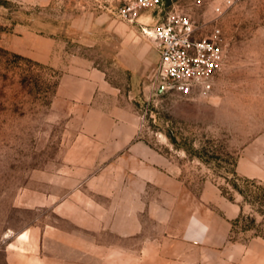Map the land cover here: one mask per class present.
Listing matches in <instances>:
<instances>
[{"label":"rangeland","instance_id":"obj_1","mask_svg":"<svg viewBox=\"0 0 264 264\" xmlns=\"http://www.w3.org/2000/svg\"><path fill=\"white\" fill-rule=\"evenodd\" d=\"M131 2L0 0V264H196L169 253L191 238L197 264H264V0H164L132 21ZM175 10L223 33L208 93L153 84L141 26ZM146 149L183 190L161 260L129 261L114 229L160 200Z\"/></svg>","mask_w":264,"mask_h":264},{"label":"built area","instance_id":"obj_2","mask_svg":"<svg viewBox=\"0 0 264 264\" xmlns=\"http://www.w3.org/2000/svg\"><path fill=\"white\" fill-rule=\"evenodd\" d=\"M163 1L132 0L124 11L132 21L138 12L159 6ZM217 11L221 13L222 10L218 7ZM141 30L152 40L159 55L153 76L158 90L173 89L185 97L213 90L226 56L221 28H205L204 24L175 10L154 25L142 24Z\"/></svg>","mask_w":264,"mask_h":264},{"label":"crops","instance_id":"obj_3","mask_svg":"<svg viewBox=\"0 0 264 264\" xmlns=\"http://www.w3.org/2000/svg\"><path fill=\"white\" fill-rule=\"evenodd\" d=\"M146 151L147 157H149L151 162L147 180L148 182H152L156 187H159L158 191L153 192L149 190L148 194L160 200L151 201L147 205V208H145L146 211H143L144 208L141 210L134 207L132 216L128 218L125 225L120 224L114 229V232L118 235L125 237L124 245L126 246V255L129 261L161 260L159 258L160 242L166 235H175V229L173 228V215L175 213L174 200L180 196L183 190L182 183L175 174L173 176L160 170L161 168L165 169L167 159L158 153H153V151H148L147 149ZM189 213H191L190 209H188V213L184 218L188 226L193 221ZM208 236L213 239L212 231H207L205 235H201L199 238L205 239ZM191 239L185 241L180 240L175 244L169 242V253L171 255L174 253L176 245L178 253L183 252V255L189 256L190 259L188 260H194L197 264V256L201 248L197 246V240H193L192 242ZM210 244L213 245L212 242ZM193 257L195 258L192 259Z\"/></svg>","mask_w":264,"mask_h":264},{"label":"water","instance_id":"obj_4","mask_svg":"<svg viewBox=\"0 0 264 264\" xmlns=\"http://www.w3.org/2000/svg\"><path fill=\"white\" fill-rule=\"evenodd\" d=\"M161 90H162V88H161Z\"/></svg>","mask_w":264,"mask_h":264}]
</instances>
